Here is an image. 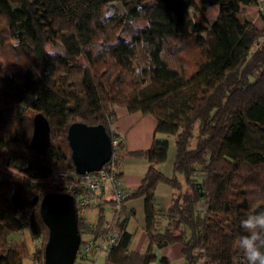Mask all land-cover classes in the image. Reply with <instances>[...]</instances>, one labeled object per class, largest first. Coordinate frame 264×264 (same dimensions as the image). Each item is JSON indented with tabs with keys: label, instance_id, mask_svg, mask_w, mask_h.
Listing matches in <instances>:
<instances>
[{
	"label": "trees",
	"instance_id": "trees-1",
	"mask_svg": "<svg viewBox=\"0 0 264 264\" xmlns=\"http://www.w3.org/2000/svg\"><path fill=\"white\" fill-rule=\"evenodd\" d=\"M202 3L0 0V264L32 256L44 264L45 247L32 253L22 238L28 229L33 242L46 245L42 200L68 194L78 205L88 194L71 158L69 128L102 125L117 139L116 107L155 117L151 148L133 154L149 166L111 219L112 199H102L96 222L78 214L81 237H93L98 248L75 264H94L108 236L116 241L104 264H152L156 250L173 245L186 264H247L238 248L247 235L241 220L264 211V27L241 13L260 0ZM207 7L219 8L215 19L204 15ZM109 8L114 14L105 17ZM37 114L50 125L44 151L31 147ZM171 138L176 154L167 177L158 166ZM124 150L121 140L105 165L118 180ZM56 171L69 176L54 180ZM160 185L172 190L166 211L156 200ZM135 199L144 200L143 253L130 248L136 213L127 203Z\"/></svg>",
	"mask_w": 264,
	"mask_h": 264
},
{
	"label": "water",
	"instance_id": "water-1",
	"mask_svg": "<svg viewBox=\"0 0 264 264\" xmlns=\"http://www.w3.org/2000/svg\"><path fill=\"white\" fill-rule=\"evenodd\" d=\"M33 124L31 147L47 150L51 145L48 120L37 114ZM68 141L75 171L80 176L101 170L114 154L112 138L102 125L73 124L68 131ZM40 214L49 230L44 264H75L82 242L76 199L68 194H47L42 200Z\"/></svg>",
	"mask_w": 264,
	"mask_h": 264
},
{
	"label": "crops",
	"instance_id": "crops-1",
	"mask_svg": "<svg viewBox=\"0 0 264 264\" xmlns=\"http://www.w3.org/2000/svg\"><path fill=\"white\" fill-rule=\"evenodd\" d=\"M255 9L259 8L243 7L242 14L244 16H249L258 28H263L264 25L263 27L257 25V18L253 15V11ZM207 11L209 13L216 11V17L219 12V10L217 11L213 7H207ZM115 114V118L111 123L112 130L114 133L119 135L125 144L123 159L121 160L119 169V172L122 175L119 180L123 183L125 194L128 196L140 187L149 166L146 160L140 159L133 154L136 152L147 151L151 148L155 137L157 121L152 115H144L141 112L130 113L126 108L120 107L115 108ZM175 154L176 150L173 142L171 141L167 161L158 166V170L167 177L173 176ZM102 199H112V191L110 187L104 192ZM156 200L164 211L168 210L172 202V190L170 187L167 185H160L156 191ZM127 207L130 210H134L136 213L135 217L128 223V231L133 234L130 248L136 253H143L147 245L146 233L144 230V200H130L127 203ZM92 210L95 211L92 212ZM107 213L108 219H111L113 215L109 212ZM86 216L89 222H96L97 209H88ZM155 254L157 260L152 264H161L160 260L162 258L167 259L170 264H186L181 246L179 245H173L161 250H156Z\"/></svg>",
	"mask_w": 264,
	"mask_h": 264
},
{
	"label": "built area",
	"instance_id": "built-area-1",
	"mask_svg": "<svg viewBox=\"0 0 264 264\" xmlns=\"http://www.w3.org/2000/svg\"><path fill=\"white\" fill-rule=\"evenodd\" d=\"M261 10L264 12V0L260 1ZM122 139L119 137L117 139H112L113 149L117 148ZM114 156V155H113ZM114 161L112 157L111 161ZM112 166V164H111ZM112 170V167L110 168ZM69 174L64 171H56L53 173L54 180H66ZM81 182L83 186L88 190V194L80 197L78 199V214L83 216L86 215L87 210L90 208H95L102 203V195L110 187L112 191V200L114 202L113 206L109 208V213L111 215L117 213L125 199V191L123 183L121 180L113 177V174L109 171V168L105 166L96 172L86 174L81 176ZM111 225L108 224L107 228ZM116 237L108 236L99 246L97 251L98 257L101 255H107L111 252L113 245L115 244ZM98 242L94 240L93 237L89 235H84L82 238L81 246L79 248L78 256H88L91 251L95 248H98ZM39 261L35 259L32 260V264H37ZM39 264V263H38Z\"/></svg>",
	"mask_w": 264,
	"mask_h": 264
},
{
	"label": "clouds",
	"instance_id": "clouds-1",
	"mask_svg": "<svg viewBox=\"0 0 264 264\" xmlns=\"http://www.w3.org/2000/svg\"><path fill=\"white\" fill-rule=\"evenodd\" d=\"M113 14L111 8L104 12L105 17ZM241 227L247 230V235L240 238L238 248L247 264H264V211L247 215L241 220Z\"/></svg>",
	"mask_w": 264,
	"mask_h": 264
},
{
	"label": "rangeland",
	"instance_id": "rangeland-1",
	"mask_svg": "<svg viewBox=\"0 0 264 264\" xmlns=\"http://www.w3.org/2000/svg\"><path fill=\"white\" fill-rule=\"evenodd\" d=\"M261 1V0H260ZM199 2V8H203L204 5L202 3V0H198ZM215 8V10H219L218 7H213ZM259 9H255L253 11V15L255 18H257V25L260 26V27H263L264 25V12L261 10V7H258ZM204 15L209 18V19H215L216 18V11H213L212 13H209L207 11V9L203 12ZM241 16H244L242 13H241ZM196 20L197 22H201V14L198 15V17H196ZM47 51L50 53V54H62L63 53V48L61 46H57L56 48H51L49 46H47ZM171 141L173 142V139L171 138ZM95 210H92V212H94ZM95 214V213H94ZM23 239H25L28 247H29V250L33 253L34 251H37L39 249V244L40 245V248L43 246V248L45 247V244H43V240H39V241H35L33 242L30 238V234H29V230L26 229L25 230V233L24 235L22 236ZM38 246V247H37ZM33 255V254H32ZM33 256L32 257H28L25 259L24 261V264H32V260H33ZM104 261H105V255H102L100 257L97 258L96 262L94 264H104ZM40 264V262H38ZM37 263V264H38Z\"/></svg>",
	"mask_w": 264,
	"mask_h": 264
}]
</instances>
